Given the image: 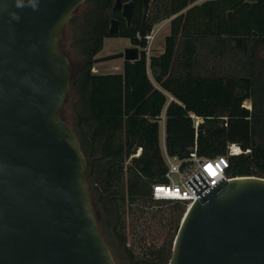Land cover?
<instances>
[{
  "label": "trees",
  "instance_id": "1",
  "mask_svg": "<svg viewBox=\"0 0 264 264\" xmlns=\"http://www.w3.org/2000/svg\"><path fill=\"white\" fill-rule=\"evenodd\" d=\"M128 1L130 26L112 9L115 0H85L74 11L61 41L71 69L61 112L80 141L100 227L117 264H168L174 238L138 254L127 244L125 220L148 203H185L150 195L153 182L167 181L162 115L169 155L184 159L196 147L200 156L214 157L234 142L244 152L230 157L228 174L264 176V0H150L145 23L144 1ZM112 18L119 20L118 32L109 30ZM170 18L163 51L147 58L146 36ZM114 36L129 38L140 56L125 59L122 71L95 72L105 38ZM193 116L202 121L196 125Z\"/></svg>",
  "mask_w": 264,
  "mask_h": 264
},
{
  "label": "water",
  "instance_id": "2",
  "mask_svg": "<svg viewBox=\"0 0 264 264\" xmlns=\"http://www.w3.org/2000/svg\"><path fill=\"white\" fill-rule=\"evenodd\" d=\"M85 0H0V264H117L62 115L71 81L63 31ZM144 1L145 18L149 1ZM128 20L133 2L115 0ZM110 32L119 31L111 20ZM137 47L96 58L135 60ZM187 183L168 264H264V176Z\"/></svg>",
  "mask_w": 264,
  "mask_h": 264
},
{
  "label": "rangeland",
  "instance_id": "3",
  "mask_svg": "<svg viewBox=\"0 0 264 264\" xmlns=\"http://www.w3.org/2000/svg\"><path fill=\"white\" fill-rule=\"evenodd\" d=\"M170 19H166L154 26L157 33L152 39H149V54H159L165 46V38L170 32ZM72 37L71 27L65 29L64 42L65 48L69 50ZM134 45L129 38L114 36L107 37L104 41L103 49L97 54V58L123 52L127 47ZM124 57L98 60L94 64L95 72H118L122 71ZM247 106L250 101L247 100ZM67 120L71 122V103L67 102L65 107ZM164 122L160 121V143L164 147ZM172 178L180 181L179 174L173 173ZM187 203L181 202H154L148 203L146 207L138 206L134 212L127 213L125 220L127 225L128 241L127 244L135 248L138 254L149 253L151 250L158 249L161 246H167L170 239L176 234L178 224L180 223ZM143 209L144 211H142Z\"/></svg>",
  "mask_w": 264,
  "mask_h": 264
},
{
  "label": "built area",
  "instance_id": "4",
  "mask_svg": "<svg viewBox=\"0 0 264 264\" xmlns=\"http://www.w3.org/2000/svg\"><path fill=\"white\" fill-rule=\"evenodd\" d=\"M157 33V30H152L150 34L146 36L148 43L144 48L147 58H149V39H152ZM170 99H173L171 95ZM164 119V115L162 116ZM195 118V124L198 125L202 118L198 116H193ZM163 155L164 159L168 165V169L165 172L166 182H153L151 184L150 195L154 200H181L191 205L197 197V194L187 183L192 176L197 172L201 171L207 180L213 185L220 178L230 179L231 176L228 174V169L230 168V157L244 152V150L237 143H230L227 146V151L225 154H220L214 157H204L200 156L197 152V148L194 147L193 151L190 152L189 157L180 159L176 156H171L168 154L164 147ZM141 148L137 149V152L133 155H139ZM132 155V156H133ZM179 174L180 181H175L172 178V174Z\"/></svg>",
  "mask_w": 264,
  "mask_h": 264
},
{
  "label": "flooded vegetation",
  "instance_id": "5",
  "mask_svg": "<svg viewBox=\"0 0 264 264\" xmlns=\"http://www.w3.org/2000/svg\"><path fill=\"white\" fill-rule=\"evenodd\" d=\"M120 11H121V14H122V9H120ZM123 16V15H122ZM125 19H126V22H127V25L128 26H130L131 24H132V20H133V15H132V17L130 18V20H128L125 16H123ZM146 18V17H145ZM145 18L142 16V18H141V20H142V22L143 23H145ZM113 19V18H112ZM111 19V20H112ZM116 19H118V18H116ZM119 21V20H118ZM119 30H120V24H119ZM127 38V37H126ZM134 47H136V46H134ZM138 48V47H137ZM139 49V48H138ZM139 52H140V49H139Z\"/></svg>",
  "mask_w": 264,
  "mask_h": 264
},
{
  "label": "crops",
  "instance_id": "6",
  "mask_svg": "<svg viewBox=\"0 0 264 264\" xmlns=\"http://www.w3.org/2000/svg\"><path fill=\"white\" fill-rule=\"evenodd\" d=\"M202 1H203V0H197V1H195L193 4H195V3H200V2H202ZM162 51H163V50H162ZM162 51H161V52H162ZM161 52H160V53H161ZM162 116H163V115H162ZM162 118H163V117H162ZM163 122H164V119H163ZM163 129H164V128H163Z\"/></svg>",
  "mask_w": 264,
  "mask_h": 264
},
{
  "label": "bare ground",
  "instance_id": "7",
  "mask_svg": "<svg viewBox=\"0 0 264 264\" xmlns=\"http://www.w3.org/2000/svg\"><path fill=\"white\" fill-rule=\"evenodd\" d=\"M251 104V103H250Z\"/></svg>",
  "mask_w": 264,
  "mask_h": 264
}]
</instances>
